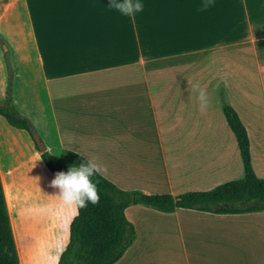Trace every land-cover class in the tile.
Segmentation results:
<instances>
[{
  "label": "crops",
  "instance_id": "crops-1",
  "mask_svg": "<svg viewBox=\"0 0 264 264\" xmlns=\"http://www.w3.org/2000/svg\"><path fill=\"white\" fill-rule=\"evenodd\" d=\"M139 2L143 11L130 17L110 0H0L14 103L36 126L41 148L80 153L122 189L174 196L211 189L244 172L225 100L246 126L252 166L264 177V0H213L205 11L204 0ZM7 82L0 46V98ZM38 159L29 132L0 115V176L21 264L33 236L60 255L72 220L59 197L53 201L51 171ZM125 214L136 237L114 264H264V210L132 204Z\"/></svg>",
  "mask_w": 264,
  "mask_h": 264
},
{
  "label": "trees",
  "instance_id": "trees-1",
  "mask_svg": "<svg viewBox=\"0 0 264 264\" xmlns=\"http://www.w3.org/2000/svg\"><path fill=\"white\" fill-rule=\"evenodd\" d=\"M8 82L0 98V115L9 124L23 128L31 135L40 151L43 165L54 174L67 172L70 166L86 163L87 158L67 149L62 155L41 148L43 140L32 120L14 103V69L8 45L0 35ZM226 122L233 132L243 163V176L217 184L207 190H190L176 196L171 193H146L139 189H122L102 174L98 181L100 201L80 209L79 215L69 223L68 241L59 255L58 264H114L136 237L133 224L125 209L132 204H144L161 211L193 208L214 213H241L264 210V177H259L251 162L250 140L246 126L236 109L222 100ZM0 264H21L16 247L6 195L0 176Z\"/></svg>",
  "mask_w": 264,
  "mask_h": 264
},
{
  "label": "clouds",
  "instance_id": "clouds-1",
  "mask_svg": "<svg viewBox=\"0 0 264 264\" xmlns=\"http://www.w3.org/2000/svg\"><path fill=\"white\" fill-rule=\"evenodd\" d=\"M213 6V0H204L201 11H205ZM122 15L134 17L135 13L143 11L144 5L139 0H110L109 6ZM199 88V86H196ZM200 109L205 111L208 106L207 92L199 89ZM41 159V158H40ZM38 159L37 161H39ZM107 168L100 164L87 160L79 166H70L67 172H57L54 178L49 182V187L56 190V196L59 197L65 208L71 211L72 218L79 215L80 209L87 208L88 204L97 205L100 201L98 181L93 177L97 174L106 173ZM38 179L39 178H35ZM63 249L60 250L62 252ZM59 254H57L52 264H58Z\"/></svg>",
  "mask_w": 264,
  "mask_h": 264
},
{
  "label": "rangeland",
  "instance_id": "rangeland-1",
  "mask_svg": "<svg viewBox=\"0 0 264 264\" xmlns=\"http://www.w3.org/2000/svg\"><path fill=\"white\" fill-rule=\"evenodd\" d=\"M7 44V43H6ZM1 46V45H0ZM2 48V47H1ZM42 164V162H41ZM43 165V164H42ZM47 171H50L49 169ZM243 176V174L237 178H241ZM54 178V175L49 172L48 174V182H50L52 179ZM235 178V179H237ZM51 192H52V198H53V201H57V198L58 196H56V190L51 188ZM130 213V211H129ZM25 221V220H24ZM24 221H21V220H17V224H18V227H19V231H24L25 228H23V225H21V222H24ZM46 223H47V227H46V230L48 231L47 232V236H44L45 238H47V244H50L52 245L51 241H52V236L50 235V226H49V223L50 221L46 220ZM28 228H31L30 226ZM253 230L254 231H258L259 230V227L257 225H254L253 227ZM30 244L29 246L27 247V243L24 242V248L23 250L25 251V264H52V260L53 258L58 254L56 253V250H52V248L49 249V251L45 250L43 251V243L41 241V239H37V237L33 236V237H30ZM239 242V241H238ZM41 243V244H40ZM41 245H42V248H41Z\"/></svg>",
  "mask_w": 264,
  "mask_h": 264
},
{
  "label": "bare ground",
  "instance_id": "bare-ground-1",
  "mask_svg": "<svg viewBox=\"0 0 264 264\" xmlns=\"http://www.w3.org/2000/svg\"><path fill=\"white\" fill-rule=\"evenodd\" d=\"M251 221V220H250ZM263 222V221H262ZM240 223V222H239ZM259 223V222H258ZM259 224H261V225H263L262 223H259ZM264 226V225H263ZM261 227V226H260ZM263 228V227H262ZM250 229V228H249ZM260 229V228H259ZM240 230H241V228H240ZM243 230H245V229H243ZM262 231V230H261ZM259 232V231H258ZM263 232H264V230H263ZM236 238V237H235ZM240 238H241V236H240ZM243 240H244V238H243ZM246 240V239H245ZM247 241V240H246ZM233 243H234V241H233Z\"/></svg>",
  "mask_w": 264,
  "mask_h": 264
}]
</instances>
